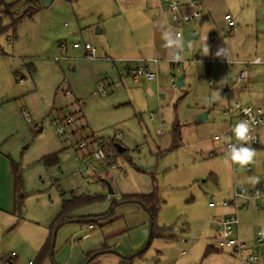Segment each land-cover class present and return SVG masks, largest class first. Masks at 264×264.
I'll use <instances>...</instances> for the list:
<instances>
[{"label": "rangeland", "instance_id": "obj_1", "mask_svg": "<svg viewBox=\"0 0 264 264\" xmlns=\"http://www.w3.org/2000/svg\"><path fill=\"white\" fill-rule=\"evenodd\" d=\"M23 1L0 0L17 3V15ZM127 1L53 0L15 30L8 18L0 22V260H7L11 252L17 256L13 260L28 256L23 249L39 232L49 234L62 196L100 198L79 207L71 221L55 231V264H88V253L102 247L114 253L99 254L90 264H125L126 258H132L131 264H218L228 255L236 258L229 250L205 253L208 247L218 250L215 223L234 213L231 205L221 203L233 201L234 187L247 191L264 164V152L254 150L252 160L241 165L226 149L231 142L226 135L233 134L239 117L235 112L230 123L224 112L236 103L245 107L247 96L242 87L221 95L226 84L214 77H224L226 71L217 62L208 67L212 86L202 64L192 61L167 68L143 58L135 61L147 62L155 80L133 82L123 55L140 47L133 44L125 23L137 12ZM129 1L137 5L143 0ZM255 1L219 0L216 24L221 32L212 41L199 42L216 53L229 50L230 62L234 53L251 48L254 28L231 37L223 33V15L228 12L235 21L236 14L248 16L250 25L255 18L247 13ZM85 44L94 50L93 59L86 58ZM4 94L16 100L5 105ZM201 115L205 118L199 119ZM176 127L179 134L174 139ZM99 141L114 142L124 151L98 159ZM81 142L86 146L80 148ZM232 144L240 143L234 137ZM53 155L57 164L47 166L44 158ZM14 166L21 179L20 216L14 207ZM151 193L159 201L155 227L163 232L148 242L147 211L123 197ZM211 202L217 205L210 207ZM224 210L229 213L221 217ZM245 211L248 223L240 226L241 237L250 236L248 249L260 250L253 236L264 231V208L248 203L238 213L241 222ZM102 215L105 219L92 223V229L81 220ZM36 257L19 264H36Z\"/></svg>", "mask_w": 264, "mask_h": 264}, {"label": "crops", "instance_id": "obj_2", "mask_svg": "<svg viewBox=\"0 0 264 264\" xmlns=\"http://www.w3.org/2000/svg\"><path fill=\"white\" fill-rule=\"evenodd\" d=\"M197 1L199 3V9L203 14L202 19L190 22L173 23L170 19V14L168 12L164 0H143L142 3L140 2L137 5L135 1L128 0L127 3L129 5H132V7H134L137 12L135 15H128L126 19L127 21H125V23L127 22V30L132 31L131 35L134 41L133 44L136 45L137 48L140 47V50L137 52L126 51V53H124L123 55V60H127L129 64L128 66L130 68H134L136 66V59L142 58L157 61L158 63L163 64L164 67L170 68L176 65L184 66V64L186 63H192L193 59L197 55H201L209 61V63H198L206 67V73L209 74L208 67L212 62L220 63L225 67L226 75L224 77H214L215 81L218 82L222 79L226 84L225 89L221 92L223 94L221 95H224L226 92L228 93L230 91L235 90L231 89V85H233L239 73L243 69H246L248 75V82L245 86H240L244 89V94L247 96L245 102L248 106L264 109V64L255 65L252 63L255 57H259L261 59L264 58V0H256L253 8L248 11L247 14H249L250 12L252 14V17L255 18V20L253 18L250 19V25L249 22L245 21L248 20V16L247 19H244L243 17H241V14H236V19L240 21V23H237L236 21L238 20L235 21V19L230 13H224L223 21L225 22L226 32L223 31V33H228L229 36L231 35V37H233L235 36V33L238 32V30H243V28L244 30H250L254 28L255 31V38L253 41L254 44L252 45V47L247 50L243 49L242 53H234L231 62L227 59V56L231 53L229 50L225 53H218L217 55L216 49H212L211 47H206L204 45L209 40L212 41L215 37V34L217 35L221 32L217 29L218 27L216 24L217 22H219V18L217 16V12L219 11V0ZM179 2L181 4L180 13L184 14L186 0H180ZM227 15H229L234 21V27H229L228 22L225 20V17ZM205 23H208L209 25L203 29L202 27L203 25H205ZM236 27H240V29H235ZM198 28H200V30H198ZM177 34H180V37H177ZM166 37H170L174 41V43L170 45L167 42ZM201 38L204 39V44L199 42ZM1 53L4 54L3 52ZM205 53L209 55L210 58H206L204 56ZM214 56L215 60L212 59V57ZM126 68L127 65H125V72L129 77ZM143 82L152 84V81L148 80H144ZM210 86H212V84ZM2 99L5 100L3 102L7 101L6 103L2 102L5 105L10 104L16 100V98L11 94H4ZM258 136L259 146L253 150H257L261 153L264 152V124L259 127ZM260 169L261 170L259 171V174L257 173L255 179L252 181L250 188L254 187L261 181L264 175V164L260 166ZM257 207L258 205L256 206V209H259V207ZM228 213L229 211H227L226 213L225 210L222 211L221 217L225 216ZM254 214L255 216L258 215L259 217H257V220H260V214L257 212H254ZM248 215L249 213L247 212L243 213L242 222L241 220H239V229L241 225H243L244 223H248ZM92 225L93 224L88 225V229H92ZM11 229L12 228H10L9 230ZM240 231L241 230H239L240 239L243 240L248 246V244H250V242L248 241L250 236L244 237V239H242ZM49 234L46 236L45 233L39 232L37 237L23 249L25 252L29 253L28 256H25L24 258H18L16 260H13L9 257L7 259L9 260L8 264H19V260H25L27 257H31V259L34 258L36 255H38L40 248L48 238ZM255 235L256 234H254L253 236L251 234L253 238L255 237ZM99 249L97 248L92 250L88 253V256L92 254H95L97 256L99 255L98 253H100V251H104L100 254L114 253L111 249L105 250L104 247ZM253 250L256 249L252 246L248 251ZM248 251L246 250L244 251V253H242V259H239L236 255L234 256H236V258H238L239 260L233 256L228 255L224 257V259H220L218 261V264H246L245 260H247ZM260 255H264V253H260ZM15 258H17V256H15ZM234 259L238 261H235ZM13 261H15V263H13ZM78 261H81V259L79 260L78 258ZM53 262L54 261L52 258L45 260L42 264H53ZM28 264H30V262Z\"/></svg>", "mask_w": 264, "mask_h": 264}, {"label": "built area", "instance_id": "obj_3", "mask_svg": "<svg viewBox=\"0 0 264 264\" xmlns=\"http://www.w3.org/2000/svg\"><path fill=\"white\" fill-rule=\"evenodd\" d=\"M166 3V7L168 9V12L170 14V19L173 23H180V22H190L194 20H200L203 17L202 12L199 9V3L197 0H186L185 4V11L184 14L180 13L181 4L179 0H164ZM225 20L228 22L229 27H234V21L231 19L229 15L225 17ZM177 37H180V34H177ZM73 48L79 49L80 46L78 44H74ZM86 58L87 59H93L94 58V50L88 45L85 44L83 47ZM195 64L198 63H209L207 59H205L201 55H197L193 59ZM128 63V62H127ZM253 64L259 65L264 64V58L261 59L259 57H255L252 61ZM127 73L129 77L133 81H139L142 79L148 80V81H154L155 76L148 71L147 68V62L145 61H137L136 66L134 68H129L127 70ZM204 78L206 79V82L208 85H211L212 81L209 78V74L206 73ZM248 82V75L247 70L243 69L239 75L236 77L235 82L233 85H231V89H237L240 86H245ZM99 93L104 95L103 88L99 87ZM237 112L239 121L241 120H248L250 123V132H249V140L246 142L245 146H249L252 149H255L259 146V136H258V129L261 125L264 124V109L261 108H254L252 106H246V107H240L239 105H235L233 107H229L227 110H225L224 115L228 116L231 119H233V114ZM24 116L27 118V114L24 113ZM72 119H67V123H71ZM238 121V122H239ZM61 131V129H59ZM227 138L231 140V142H228L226 144V149L229 150V145L232 144V138L235 136L230 131L226 135ZM236 138V137H235ZM216 141L220 140V138L215 137ZM239 143H245L243 141H239ZM86 144L84 142H81L79 144L80 148L85 147ZM210 157L213 156V154L209 155ZM97 158L103 159V153L101 150H98L97 152ZM250 170V167H247V171ZM234 198L232 202H225L223 201L221 203L222 207H228L232 206L234 209V213L230 214L229 216H226L222 220H218L215 224L217 229L219 230L217 233V239H218V250L225 251L229 250L232 251L234 255H236L239 259H242V253L244 251H248L247 244L240 239L239 236V219H238V211L240 209H245L247 204L250 202L254 203H260L261 206L264 208V175L261 179V181L256 184L254 187L249 188L247 191L244 188H236L234 189ZM239 200L243 201L242 204H239ZM217 203H210V207H215ZM91 228V226H90ZM256 242L258 244L259 249H256L260 253H264V231H257L256 232ZM184 246L187 245V243L183 242ZM256 250L248 251L247 260H245L246 264H264V255H260ZM16 255L14 253H11L10 258H14ZM9 260H0V264H8Z\"/></svg>", "mask_w": 264, "mask_h": 264}, {"label": "trees", "instance_id": "obj_4", "mask_svg": "<svg viewBox=\"0 0 264 264\" xmlns=\"http://www.w3.org/2000/svg\"><path fill=\"white\" fill-rule=\"evenodd\" d=\"M17 5V3H13V4H9L6 5L2 2H0V12L2 17L0 18V22L2 20V18L6 17L10 20V27H12L14 30L16 28V26L24 19H32V17L38 13V11L41 8V0H24L22 3L23 6V11L21 14L17 15L15 14V10L14 7ZM127 65V70L130 68L128 65V63H126ZM7 102V101H6ZM4 102V103H6ZM178 130L177 127L173 130V136L174 139L176 138V136H178ZM115 144L113 143H103L101 141H99L98 144V149L102 151L104 158L110 157V154L112 156H116L119 155L121 153H118L116 148H115ZM103 158V159H104ZM44 162L47 166H52V165H56L57 164V157L56 155L50 156V157H46L44 158ZM14 174H15V192H16V197H15V201H14V207H15V211L17 216H20V212H21V207H22V195L19 194L20 190H21V179L20 176L18 174V167L14 166ZM100 198V197H99ZM99 198L96 197H69L67 199H65L63 196L61 197V207H60V211L54 221V223L52 224L51 228H50V234L48 236V238L46 239V241L44 242V244L42 245V247L40 248L37 258H36V264H42L45 260L47 259H52L53 258V253L51 250V244H52V239L54 237L55 231L60 228L62 225H64L65 223L71 221L72 219V214L75 210H77L79 207L85 205V204H89V203H94L97 200H99ZM123 200L125 202H130V203H135L138 204L139 206H141L142 208H144L150 218V225H151V230L149 233V239L148 242H151V240L157 238V237H161L162 234V230H156L155 227V219L157 216V213L159 211V201L158 198L156 196L155 193H151V194H147V195H128V196H124ZM106 215H102V216H90L87 218H82V222H87L88 225L92 224V223H97L99 220H103L105 219ZM222 252L220 250H214L211 247L207 248V251L205 253V256H208L209 254H211L212 252ZM104 251H100V253H102ZM98 253V254H100ZM95 254L90 255V262L92 261V259L95 257ZM131 260L132 258H126L122 260V263L125 264H131ZM90 262H88V264H90ZM53 264H55L53 262Z\"/></svg>", "mask_w": 264, "mask_h": 264}, {"label": "clouds", "instance_id": "obj_5", "mask_svg": "<svg viewBox=\"0 0 264 264\" xmlns=\"http://www.w3.org/2000/svg\"><path fill=\"white\" fill-rule=\"evenodd\" d=\"M166 38H167V42L170 45L174 43V41L170 37H166ZM249 132H250V123L248 120H241L238 123H236L235 126L233 127V134L236 137L237 141L245 142L239 145L237 144L229 145L228 156L235 163L246 165L252 160L253 156L255 155V152L251 147L245 146L246 142L250 138Z\"/></svg>", "mask_w": 264, "mask_h": 264}, {"label": "water", "instance_id": "obj_6", "mask_svg": "<svg viewBox=\"0 0 264 264\" xmlns=\"http://www.w3.org/2000/svg\"><path fill=\"white\" fill-rule=\"evenodd\" d=\"M53 0H41V7H43V8H47L50 4H51V2H52ZM100 31H97V33H99ZM177 84L179 85V86H181L182 85V79H179L178 81H177ZM221 94H223V93H221ZM205 118V115H201L200 117H199V119H204ZM115 148H116V150H117V152L118 153H122L123 151H124V149H122L120 146H118V145H115ZM109 194H112V192H111V190L109 189ZM151 230V225H150V229H149V231ZM53 248H54V237H53V239H52V244H51V250H52V253H53Z\"/></svg>", "mask_w": 264, "mask_h": 264}]
</instances>
